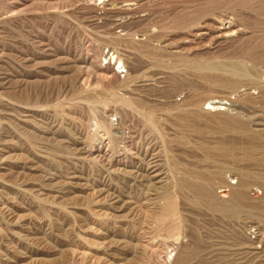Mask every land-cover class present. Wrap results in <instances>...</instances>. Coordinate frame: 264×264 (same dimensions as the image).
<instances>
[{
    "label": "rangeland",
    "instance_id": "obj_1",
    "mask_svg": "<svg viewBox=\"0 0 264 264\" xmlns=\"http://www.w3.org/2000/svg\"><path fill=\"white\" fill-rule=\"evenodd\" d=\"M193 1L2 0L11 13L0 16V108L12 125L0 147V264H264V192L249 182L264 187V73L224 86L241 78L196 63L216 51L221 19L245 39L261 30L264 0ZM202 4L218 8L198 21L201 37L171 28ZM149 29L163 32L152 43L162 56L140 43ZM110 34L136 42L113 45ZM179 113L186 147L174 143ZM207 124L242 135H208ZM196 144L238 156L199 167L222 202L203 192L209 205L240 209L226 220L208 221L174 191L173 159L193 162L184 153ZM241 183L251 184L247 204Z\"/></svg>",
    "mask_w": 264,
    "mask_h": 264
},
{
    "label": "bare ground",
    "instance_id": "obj_2",
    "mask_svg": "<svg viewBox=\"0 0 264 264\" xmlns=\"http://www.w3.org/2000/svg\"><path fill=\"white\" fill-rule=\"evenodd\" d=\"M98 1H99V4H105V3H108L110 5L115 4L114 0H98ZM195 1L196 0H194L193 2H195ZM240 3H243V2H240ZM3 5L4 4H3L2 0H0V16L3 14H8L10 12V11H6V8ZM125 6H130V4L129 3H128V5L125 4ZM207 6H204V4H202L200 6L195 7L187 15H185V16L181 15L183 17H178L173 22L171 28L173 30L174 29H177V30L181 29L183 31L186 29H189V31L187 32L189 34V36L191 35L195 38L201 37L202 34H199V35L197 34V32H199V29H198L199 22L198 21L203 19V18H206L209 15H213V17H214V10H216V8H218V5H213V6L210 5V7H207ZM187 9H189V8L187 7L186 10ZM188 12H189V10H188ZM217 24L218 25L215 27V30H216L215 34H217L216 40L214 41V39H213L214 43H213V41H210V43H209V46L217 45V47L215 49L216 51L210 50L209 52H207L205 57L196 58L197 66H199V68L202 70H204V69L215 70V71L220 72L221 74H226V75H230L233 77L241 78V79H237L236 81L225 80L222 82V84L224 86H229V85L237 86V85H240L242 83H247V82H250V78H253L255 76V72L257 74L264 73V27L262 29L260 28L261 30H258V32L253 33V31H252L251 33H253V34L251 35V37L245 39L244 38L245 34L243 33L242 30L239 29L238 25L236 24V22L234 20L231 19V20L226 22L225 19L223 18L219 22H217ZM261 24H264V22H262ZM195 28H197V30ZM136 35L137 34H126L125 39H122V38L116 36L115 34H110L108 37V40L113 45H118V44L124 43V42L125 43H135L136 42V39H135ZM143 36L145 38L143 40H141L140 43H144L143 46L146 49H148L150 52H155V54H156V52L157 53L159 52V56H162L161 47L160 48L154 47L152 45V43H162L161 38L164 37L163 32H161V31L155 32L154 30L149 29V30L143 32ZM217 39H219L221 41V43H217L218 42ZM113 55L114 54H110L109 59L114 60L115 64H118L117 70H121L123 68V64H122L121 59H119V58L117 59V57H114ZM172 55H176L179 58H183V57H181V54H179L178 52H177V54H172ZM21 95H19V96H21ZM208 100H210V99L206 98L204 100V104L208 105V106L212 105V103H209ZM16 101H17V99H16ZM24 102H26V101H24ZM211 102H212V100H211ZM28 103H30V102H28ZM215 104H216V102L214 103V105ZM208 109H214V107L208 108ZM1 112L2 111L0 108V147L3 144H5L6 139L10 137V134H9L10 132L7 130V127L4 125V123L6 122L10 126L12 125L10 120L2 117ZM20 135L23 138H25L26 141L34 149V147L36 146L35 145V143H36L35 137L33 135L27 133V132H21ZM59 150H61V149H59ZM239 195H241V194H239Z\"/></svg>",
    "mask_w": 264,
    "mask_h": 264
},
{
    "label": "water",
    "instance_id": "obj_3",
    "mask_svg": "<svg viewBox=\"0 0 264 264\" xmlns=\"http://www.w3.org/2000/svg\"><path fill=\"white\" fill-rule=\"evenodd\" d=\"M195 116V115H194ZM181 117H183V115H180V113L176 116L174 122H173V126L175 128H177L178 130V135L175 137V139L177 140L176 145L178 146H184L183 144H181V140L180 137H182L183 135L186 134V131L190 130L188 128V125L186 124V122L183 120H181ZM196 117V116H195ZM220 118L222 119H228V118H234L232 121L230 120V123H241L244 122L241 118H239L238 116H221ZM226 125V124H225ZM224 126H216V125H208L207 124V128H209L208 130L210 131L208 135H219V138H224L226 137V134H233L234 136L232 137L233 140H237L235 137L236 136H241V132L240 131H236L235 126L232 128V125H229L228 127ZM200 129V127H198ZM207 131V130H206ZM196 131H191L192 135H196L197 136ZM231 137V136H230ZM196 147H187L190 150L194 149L190 152H185L184 155H186L187 158L192 159L193 162H180L181 158H175L173 159L174 161L178 162L180 164V166L178 165V167H173V175H174V180H173V187H174V191L176 193L177 196L181 197L183 199V201L185 202V205H187L189 208L192 209H198L201 211V215H203L206 219H208V221H211L212 217H214L215 215L220 218V221L226 220L227 218H229L231 215L235 214L236 212H238L240 209H234L232 210L231 208H228L227 211H218L214 208L211 207V205H209L210 203H208L204 197H203V192L210 194L214 200L216 202H221L219 200H217L213 193H212V179L208 176L205 175L204 173L201 172V169L199 168L201 166V164H205L206 165V171L210 170V168H216V163H220L219 161H222L224 159H231L233 160V163L235 165V163L237 164L238 161V156L231 157L232 155H229L227 157H219L218 158V154H217V150L210 151L207 149H201V147L196 144ZM170 151V148L168 149V153ZM206 151L211 152V153H206ZM205 152V153H204ZM216 152V153H215ZM219 152V151H218ZM237 152V151H235ZM171 158V157H170ZM187 165L189 166V169H182V165ZM185 165L183 167H185ZM222 165V166H221ZM220 166H218V170L219 172H221L222 169H224L225 167L228 166L227 163L221 164ZM233 166V165H232ZM236 171L239 173V181L241 180V178L243 176H241L242 174H244V172H242L241 170H237ZM179 174V176H178ZM221 181V180H218ZM249 182L259 186L263 192H264V187L263 185H259L255 182H253V179L250 178ZM251 185V184H248ZM248 185H246V183L244 184H240V187H243L240 191V193L243 194V204H247V199L244 193V189L245 187H248ZM222 203V202H221ZM196 238H194L195 240ZM196 242H194V244L192 245V247L188 250H193L195 247ZM190 252V251H189ZM173 264H181L179 261H175L173 262Z\"/></svg>",
    "mask_w": 264,
    "mask_h": 264
}]
</instances>
